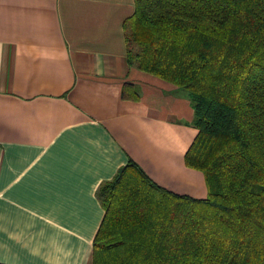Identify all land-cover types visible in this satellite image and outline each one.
Segmentation results:
<instances>
[{
    "label": "crops",
    "instance_id": "crops-1",
    "mask_svg": "<svg viewBox=\"0 0 264 264\" xmlns=\"http://www.w3.org/2000/svg\"><path fill=\"white\" fill-rule=\"evenodd\" d=\"M134 11V0H0V264H92L98 190L129 160L207 197L185 162L198 134L190 92L128 63Z\"/></svg>",
    "mask_w": 264,
    "mask_h": 264
},
{
    "label": "trees",
    "instance_id": "trees-1",
    "mask_svg": "<svg viewBox=\"0 0 264 264\" xmlns=\"http://www.w3.org/2000/svg\"><path fill=\"white\" fill-rule=\"evenodd\" d=\"M134 2L128 63L190 92L185 162L208 194L170 191L129 160L98 190L92 264H264V0Z\"/></svg>",
    "mask_w": 264,
    "mask_h": 264
}]
</instances>
